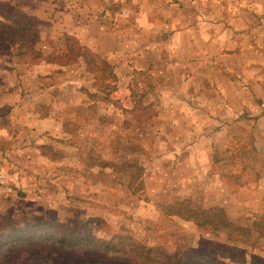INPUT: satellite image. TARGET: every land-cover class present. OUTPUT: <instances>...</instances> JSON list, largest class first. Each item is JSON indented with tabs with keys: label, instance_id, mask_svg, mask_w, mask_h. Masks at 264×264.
<instances>
[{
	"label": "rangeland",
	"instance_id": "rangeland-1",
	"mask_svg": "<svg viewBox=\"0 0 264 264\" xmlns=\"http://www.w3.org/2000/svg\"><path fill=\"white\" fill-rule=\"evenodd\" d=\"M10 1L0 8L14 16L0 21L2 243L31 223V245L56 247L39 264H264V0ZM16 18L31 20L34 42L9 35ZM80 50L89 72L74 62ZM135 70L155 110L145 130L159 132L143 175ZM176 197L253 228L257 243L174 215ZM97 238L109 254L90 263L81 253ZM142 245L156 250L127 255Z\"/></svg>",
	"mask_w": 264,
	"mask_h": 264
},
{
	"label": "trees",
	"instance_id": "trees-1",
	"mask_svg": "<svg viewBox=\"0 0 264 264\" xmlns=\"http://www.w3.org/2000/svg\"><path fill=\"white\" fill-rule=\"evenodd\" d=\"M15 24L18 30L14 32H12V35L9 34L10 36H14L16 37V39L18 40H23V41H27L29 42H34L35 38H34V34H29L28 36L26 34H24V32L26 30H32L31 28V20L30 21H26L23 22L20 18H16L15 19ZM14 34V35H13ZM40 56V54H39ZM67 59H69V57H67L66 55L64 56ZM74 62L77 64H81L82 62H84L87 66H88V72L89 70V61L91 60V55L89 52L84 51V50H80L77 51L74 54ZM141 75L143 74L140 71H132L130 73V82H131V88L129 89L131 92V97H132V106H131V112L133 111H137V119H138V123L140 125V127L144 128L143 132H141L142 136L140 139V144L138 143H134L137 146V149L140 151L141 154L144 155V159L145 160H141L142 162L140 163L139 168L143 174H146L147 171V166H145V162L148 160H152L154 158H156V156H151V141L154 138H158L159 132H155L153 133L152 131H147L145 130V128L149 125L152 124V114H150V112L155 111L154 110V106H151V104L153 103V101L151 100L152 98H150V100H148L146 92H145V86L143 84H140L139 81H137V75ZM88 75V74H87ZM87 81H94L96 82L95 78L93 76H87ZM84 88V87H81ZM101 91V90H100ZM104 93L108 94L107 92L103 91ZM134 97V98H133ZM103 97H100V99L97 100V102H102L103 101ZM128 109H124V111L127 112ZM157 114H154L153 117H156ZM147 137V138H145ZM214 147H216V145H214ZM216 148H214L215 150ZM220 154V153H219ZM213 162V161H212ZM140 181H142V177H140L139 179ZM174 198V197H173ZM177 200H175V204H168L169 206H174L177 205L178 207L176 208V211H174V215H178L179 217L185 219V220H191L196 222V224L198 225H207L209 227H211L212 231H218L220 230L218 227V224L221 225V229H226L227 231V236L228 237H232V236H236L238 237L239 241L246 243V244H256L258 237H252V230L253 228L249 227V226H241V225H234L233 223H231L230 221H228L226 219V217L220 212L218 215L219 217H214V219L212 220V215L210 211H205V210H199V209H194L192 208L186 201V199H179V197H176ZM180 210H179V209ZM254 225H259L261 226V223L259 222V220H254ZM27 225L30 228H27ZM24 228H23V232L24 234H22L23 236H19L18 238H11L9 240H7V243H2V240L0 238V264H13V262L15 260L18 259V256L20 254H25V256L23 258H21V262H18V264H28L29 262H31L32 259V264H39L40 261H42V255L46 252L43 253V250H52L55 251L56 247L49 245L48 247L46 246V248H44L43 244H45L44 242H39L38 244L35 243L34 244H30V242L32 240L29 239L27 235V233H31V228L33 227L31 223L27 224ZM263 225V224H262ZM262 227V226H261ZM260 229V228H259ZM261 230V229H260ZM240 231L245 232L243 235L247 234L248 237L246 238L245 236H243ZM57 239H55L57 242L56 244H61L65 249V243L63 240H61V238L59 239L58 237H56ZM91 240H87L88 241V246H86L85 248H83V251L86 253H81L80 250H78V253L83 254L84 256H92V258L88 259L87 261L90 263H95V258L98 255H104V256H108V249L110 248V246H107V248H103L102 250L99 248L102 245V242H104V240L102 238H97V241H95V243L93 245L90 244ZM81 241H86V240H81ZM107 242V244H110L112 242V240H107L105 241ZM71 247H74V244H70ZM95 246H99L98 249L94 248ZM24 247H26L27 249L24 250ZM12 250L14 251V254L12 256H9L8 252L6 253V250ZM149 253V254H153L154 250L150 247H146V246H139V247H135V249H131L130 252L127 254L129 256H131L134 260H139V259H144L145 258V253ZM73 252L72 250H69L68 253L71 254ZM226 264L220 260L217 259H206L205 261L201 262L199 260H194V259H187L185 264Z\"/></svg>",
	"mask_w": 264,
	"mask_h": 264
},
{
	"label": "crops",
	"instance_id": "crops-1",
	"mask_svg": "<svg viewBox=\"0 0 264 264\" xmlns=\"http://www.w3.org/2000/svg\"><path fill=\"white\" fill-rule=\"evenodd\" d=\"M0 8H7L10 6V3H13L15 5V2L14 1H10V0H5V1H0ZM17 6V5H16ZM21 12H16V13H26L27 10H20ZM8 15V14H7ZM9 19V22L13 21L14 20V16L13 14H11L9 17H7L4 12L0 11V21L2 20H6V19ZM6 22V21H4ZM5 25H8V22H6Z\"/></svg>",
	"mask_w": 264,
	"mask_h": 264
}]
</instances>
